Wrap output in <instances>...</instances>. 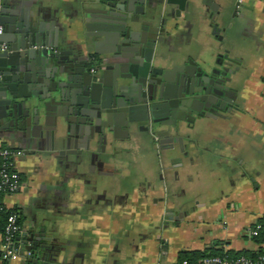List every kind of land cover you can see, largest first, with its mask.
Returning <instances> with one entry per match:
<instances>
[{
    "label": "crops",
    "instance_id": "crops-1",
    "mask_svg": "<svg viewBox=\"0 0 264 264\" xmlns=\"http://www.w3.org/2000/svg\"><path fill=\"white\" fill-rule=\"evenodd\" d=\"M94 1L43 0L40 16L27 15V23L65 25L82 75L92 74L90 56L100 59L117 44L86 10ZM212 2L214 10L198 1L192 14L179 15L175 5H159L171 24L178 22L166 47L172 56L167 67L188 61L213 67L218 54L236 61L227 94L217 95L230 101L221 99L219 114L205 113L185 127L182 141L173 143V157L167 155L170 143L155 142L144 127L127 129L123 122L114 158L107 160L104 146L97 151L93 145L81 165L58 154L43 129L28 131L26 141L35 145L0 138L1 146L24 150L14 165L20 191L2 200L17 209L24 232L46 237L21 235L19 253L0 264H179L183 250L231 257L264 252L262 236L250 233L264 221V0ZM231 32L236 36L227 43ZM116 69L103 62L92 75L110 90ZM178 75L170 81L175 92ZM33 241L47 247L37 246L33 255L22 251V244Z\"/></svg>",
    "mask_w": 264,
    "mask_h": 264
},
{
    "label": "water",
    "instance_id": "water-1",
    "mask_svg": "<svg viewBox=\"0 0 264 264\" xmlns=\"http://www.w3.org/2000/svg\"><path fill=\"white\" fill-rule=\"evenodd\" d=\"M198 1L216 8L213 0H95L86 10L117 40L109 55L97 59L100 67L103 62L117 67L113 86L106 90L102 79L82 75L75 67V45L66 38L65 25L45 26L39 19L27 23V15L28 20L40 16L43 0H2L0 138L17 137L35 145V141H26L27 133L43 129L58 154L81 165L91 156L93 145L97 151L107 146L108 157L114 156L115 138L123 122L127 129L144 127L155 142L170 143L167 155L173 157V143L182 141L180 133L190 121L205 113L219 114L221 99L230 101L217 97L223 91L227 94L226 84L231 81L228 74L234 59L228 54H218L213 67H197L192 61L167 67L172 56L166 47L178 22L171 24L159 5H175L176 15L192 14ZM212 26L220 39L217 23ZM83 42L90 45L88 39ZM177 72L179 92L170 84ZM178 95L180 99H176ZM22 235L25 239L46 238L36 232ZM37 246L47 247L34 241L21 245L22 251L32 255ZM35 255L45 257L40 252Z\"/></svg>",
    "mask_w": 264,
    "mask_h": 264
},
{
    "label": "built area",
    "instance_id": "built-area-1",
    "mask_svg": "<svg viewBox=\"0 0 264 264\" xmlns=\"http://www.w3.org/2000/svg\"><path fill=\"white\" fill-rule=\"evenodd\" d=\"M1 7L2 0H0V9ZM2 29V25L0 24V33ZM89 62L90 72L95 73L98 69L97 59L90 56ZM21 154L22 150L20 148L0 145V197L13 195L21 188L20 176L14 169L15 159ZM11 208L4 202L0 204V213L8 210L3 232L0 236V262L14 258L20 251L19 241L16 240V237L20 234L21 228L17 213L11 210ZM259 232H262L264 242V221L256 223L250 229L252 235H257ZM180 264H187V261L183 260ZM201 264H264V253H259L254 258L244 255L236 257L228 255H208L201 259Z\"/></svg>",
    "mask_w": 264,
    "mask_h": 264
},
{
    "label": "trees",
    "instance_id": "trees-1",
    "mask_svg": "<svg viewBox=\"0 0 264 264\" xmlns=\"http://www.w3.org/2000/svg\"><path fill=\"white\" fill-rule=\"evenodd\" d=\"M97 59L95 56H93ZM2 197H0V204H2ZM11 210L15 211L18 216V222H20L18 211L15 207H12ZM8 214L7 211H2L0 213V236L3 232V228L5 225L6 216ZM263 222V221H262ZM261 223V222H260ZM257 235H261L263 239L262 232H259ZM255 235V236H257ZM264 253V252H260ZM259 254V253H258ZM208 255H228L218 250H183L178 253V260L177 263H182L183 260L187 261V264H201V259ZM257 255V254H256ZM256 255H251L249 257L254 258ZM229 256V255H228Z\"/></svg>",
    "mask_w": 264,
    "mask_h": 264
},
{
    "label": "flooded vegetation",
    "instance_id": "flooded-vegetation-1",
    "mask_svg": "<svg viewBox=\"0 0 264 264\" xmlns=\"http://www.w3.org/2000/svg\"><path fill=\"white\" fill-rule=\"evenodd\" d=\"M234 62H236V61L233 60V63H234ZM89 70H90V66H89ZM92 74H93V73H92ZM228 77H230V76L228 75ZM230 78H231V77H230ZM228 83H229V82H228ZM192 122H193V121H190L189 125H191ZM21 150H22V154H21L20 156H22V155L24 154V150H23V149H21ZM103 151L105 152V158H106L107 160H110V159L114 158V156H112V157H111V156L108 157L107 153H109V151H110L109 148H107V149H106V148H103ZM20 156H19V157H20ZM19 191H20V190H19ZM19 224H20L21 232H20V234H19L18 236H21V235H22L23 233H25V232H24V229H23V227H22V225H21L20 222H19ZM18 236H17V237H18ZM22 236H23V235H22Z\"/></svg>",
    "mask_w": 264,
    "mask_h": 264
},
{
    "label": "rangeland",
    "instance_id": "rangeland-1",
    "mask_svg": "<svg viewBox=\"0 0 264 264\" xmlns=\"http://www.w3.org/2000/svg\"><path fill=\"white\" fill-rule=\"evenodd\" d=\"M235 36H236V34H234L233 32H231V33L229 34L228 38L226 39V42L229 43V42H230V39H229V38H230V37H231V38H235Z\"/></svg>",
    "mask_w": 264,
    "mask_h": 264
}]
</instances>
